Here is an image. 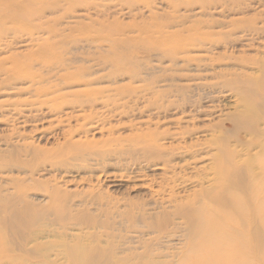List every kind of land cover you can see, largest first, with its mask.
Listing matches in <instances>:
<instances>
[{"label": "rangeland", "instance_id": "1", "mask_svg": "<svg viewBox=\"0 0 264 264\" xmlns=\"http://www.w3.org/2000/svg\"><path fill=\"white\" fill-rule=\"evenodd\" d=\"M91 1L99 6L84 2L67 9L61 3L41 19L32 18L41 29L0 36V67L51 48V58L66 61L76 56V68L92 66L89 78L96 79L92 86L80 82L64 87L58 94L69 102L61 109H50L53 103L39 109L25 104L34 99L26 81H6L7 75L0 72V152L17 147L22 154L16 158L25 161L23 168L11 167L3 166L10 157L1 158L0 184L5 187L11 178L26 181L29 194L40 200L47 197L49 185L76 201L99 198L104 207L89 209L102 218L124 213L126 219L145 223L164 213L162 233H151L144 224L126 226L122 233L126 246L143 252L145 244H154L157 252L177 263L190 242L188 224L177 207L205 201L217 208L202 194L216 185L213 165L219 147L232 152L239 164L262 149L264 134L256 140L248 129H236L234 117L244 104L231 79L262 74L264 0H218L204 8L181 4L177 11L170 0H145L133 8L121 0ZM49 25L56 35L50 34ZM162 30L178 41L206 33L213 42L195 41L172 61L163 51L170 44L157 40ZM120 63L125 66L121 74L115 67ZM201 83L216 86L193 88ZM90 88L104 90V98L82 109L75 102ZM257 128L264 132V123ZM151 131L169 133L160 143L173 148V168L143 158L140 148L147 141L140 135ZM183 147H197L199 152L195 157L182 154ZM165 179H170L173 191L163 189Z\"/></svg>", "mask_w": 264, "mask_h": 264}, {"label": "bare ground", "instance_id": "2", "mask_svg": "<svg viewBox=\"0 0 264 264\" xmlns=\"http://www.w3.org/2000/svg\"><path fill=\"white\" fill-rule=\"evenodd\" d=\"M121 1L132 7L145 0ZM170 1L173 3L172 9L176 10L181 4H199L204 8L206 3L218 0ZM84 2L90 4L89 7L94 4L99 6L90 0H0V36L21 33L23 30H39L42 25L31 23L33 17L41 19L47 9H56L61 3L69 9ZM146 6L150 7L149 3ZM48 28L50 34H57L53 25ZM192 30L195 29H189L190 32L197 31ZM160 32L161 36L157 40L163 45L170 44L163 51L172 61H176V56L181 53H186L187 47L194 45L195 41L203 44L213 42L206 33H197V37L178 41L171 35H163V30ZM48 51L52 52V49L44 48L32 53L27 61L14 62L11 67H0V72L7 75L6 81L24 80L29 84L34 99L30 103L25 101L27 106L41 109L44 104L53 103L50 109L59 110L64 103L69 102L66 95L58 94L64 87L80 82L92 86L96 79L89 78L94 75L90 69L92 66L75 67L74 61H79L76 56L71 60L59 61L58 56L51 58L52 54ZM187 60L190 59L184 57V61ZM102 62L107 64L106 60ZM115 67L116 73L120 74L125 68L121 63ZM199 68L198 65L197 70ZM72 69H76V72H70ZM261 71L258 77L235 75L231 79V84L241 94L244 104V110L234 117L236 129H248L256 140L264 134L257 128L264 123V64ZM134 75L139 76V71L135 70ZM134 75L132 77L135 78ZM215 86V83H201L193 88L199 91L201 87L211 89ZM180 89L185 90L184 87ZM103 91L90 88L75 103L82 109L93 107L99 100H103ZM167 134L151 131L140 135V138L147 141L140 149L145 153L143 158L146 161L162 160L165 166L173 168L170 165L173 148H164L160 143ZM183 148L185 151L182 154L191 152L195 157L199 152V149H195L197 147ZM19 152L17 147L0 152V159L10 157L4 160L6 163L3 166L18 165L23 168L25 161L16 158L22 154ZM37 152L36 149L35 154ZM213 170L216 185L205 190L202 195L218 209L211 208L205 201L188 202L177 207L176 212L188 224L190 237L189 247L177 263H172L167 255L157 252V245L154 244H145V250L137 252V249L126 246V237L122 233L127 227L136 229L141 224L151 233H162L167 221L166 214L145 223L141 219H126L124 213L119 212L116 216L107 214L105 216L108 217L102 218L89 209V206H95V212L104 207L99 198L81 197L76 201L71 193L69 195L59 187L49 185L45 189L46 198L34 199L28 192L26 181L11 178L5 187L0 184V264H264V142L261 151L244 164L234 161L232 152L227 150L225 153L219 147ZM165 181L161 185L163 189L168 187L173 191L170 179ZM39 185L42 186L41 183ZM196 203L197 206L194 205Z\"/></svg>", "mask_w": 264, "mask_h": 264}]
</instances>
